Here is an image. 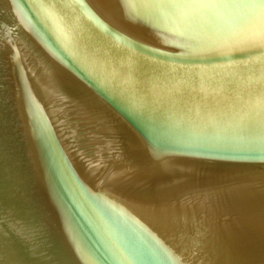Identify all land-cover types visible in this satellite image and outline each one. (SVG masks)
Segmentation results:
<instances>
[{
    "label": "water",
    "instance_id": "95a60500",
    "mask_svg": "<svg viewBox=\"0 0 264 264\" xmlns=\"http://www.w3.org/2000/svg\"><path fill=\"white\" fill-rule=\"evenodd\" d=\"M0 264H264V0H0Z\"/></svg>",
    "mask_w": 264,
    "mask_h": 264
}]
</instances>
